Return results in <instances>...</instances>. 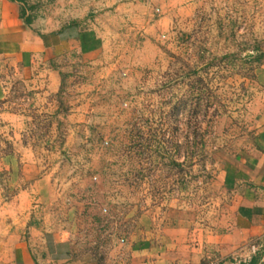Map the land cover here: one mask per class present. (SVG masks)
I'll use <instances>...</instances> for the list:
<instances>
[{
    "label": "rangeland",
    "instance_id": "1",
    "mask_svg": "<svg viewBox=\"0 0 264 264\" xmlns=\"http://www.w3.org/2000/svg\"><path fill=\"white\" fill-rule=\"evenodd\" d=\"M21 1L81 44L49 60L56 90L0 69L1 194L96 264L225 231L260 140L264 0Z\"/></svg>",
    "mask_w": 264,
    "mask_h": 264
},
{
    "label": "crops",
    "instance_id": "2",
    "mask_svg": "<svg viewBox=\"0 0 264 264\" xmlns=\"http://www.w3.org/2000/svg\"><path fill=\"white\" fill-rule=\"evenodd\" d=\"M31 26L21 17L19 1L0 0V69L18 67L22 76L33 82L48 76V87L56 90L60 78L49 60L79 46L81 41L75 37L79 33L66 29L54 35L53 43ZM260 71L259 80L264 83V68ZM262 96L258 110L260 140L243 160V184L226 230H211L195 236L193 242L176 243V262L169 253L145 252L149 256L138 253L132 264H201L208 259L222 264H264V92ZM22 195L5 197L0 191V264H96L76 258L65 235L44 230L32 220Z\"/></svg>",
    "mask_w": 264,
    "mask_h": 264
},
{
    "label": "trees",
    "instance_id": "3",
    "mask_svg": "<svg viewBox=\"0 0 264 264\" xmlns=\"http://www.w3.org/2000/svg\"><path fill=\"white\" fill-rule=\"evenodd\" d=\"M17 1L20 2V0H17ZM21 3H23V0L21 1ZM21 17H22V19H24L26 24H28V25L32 24V21H33L32 17L26 13V8H24L22 6H21Z\"/></svg>",
    "mask_w": 264,
    "mask_h": 264
},
{
    "label": "built area",
    "instance_id": "4",
    "mask_svg": "<svg viewBox=\"0 0 264 264\" xmlns=\"http://www.w3.org/2000/svg\"><path fill=\"white\" fill-rule=\"evenodd\" d=\"M252 250L254 251V250H256V248H257V246L256 245H252ZM209 264H222L219 260H214V261H212L211 263H209Z\"/></svg>",
    "mask_w": 264,
    "mask_h": 264
}]
</instances>
